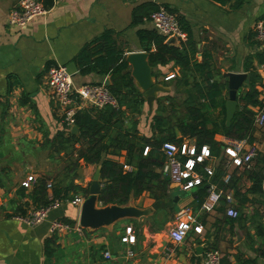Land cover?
<instances>
[{
  "label": "crops",
  "instance_id": "obj_1",
  "mask_svg": "<svg viewBox=\"0 0 264 264\" xmlns=\"http://www.w3.org/2000/svg\"><path fill=\"white\" fill-rule=\"evenodd\" d=\"M16 1L0 0V264H201L202 254L208 248L219 252L220 264H264V199L261 195L246 193L251 181L240 179L236 169L228 164L225 149L231 139L221 134L213 136L212 144L208 146L210 157L203 165L213 170L208 184L233 194V206L238 212L235 220L224 216L223 203L208 214L199 210L198 202L206 196L204 188L180 193L167 182L163 189L155 188L154 192H145L136 199L129 197L122 205L148 210L143 218L121 219L94 231L82 229L80 235L71 232L50 236L47 233V222L52 219L68 221L71 226L77 224L79 209L70 206L68 201L49 211L46 221L39 225L29 227L16 219L37 206L30 199L32 188L24 190L19 186L26 176H34L35 183L44 180L45 185L49 184L50 189L45 190L50 199L51 188L57 182L63 187L72 183L87 188L96 169L93 165L80 164L74 175L68 168L73 159L70 151H55L52 141L62 128L59 112L46 84L49 65L64 66L73 87L103 85L107 77L78 74L73 61L76 54L104 30L113 33L116 43L126 51L125 55L142 52L135 31L150 27L144 23L131 27L130 14L133 8L152 3L158 9L166 7L184 20L195 44V62H206L202 73L188 72L184 81L173 63L151 68L154 82L169 89L163 95L173 97L175 102L178 99L184 102L188 95L192 97V86H204L202 77L206 74L211 78L209 82L225 84V74H244L240 88L243 91L247 86L243 60L262 48L251 38V30L262 16L264 0H50L47 14L32 19L22 30L6 25L7 14ZM176 44L173 40L172 45ZM253 66L264 86V68L255 63ZM171 73L173 79L164 82L163 78ZM262 95L264 98V91ZM161 96L156 98L160 100V106L155 100L148 118L144 117L146 107L143 104L137 114L109 132L108 140L114 139L119 130L128 129L149 137L150 118L168 114V102L161 100ZM237 105L241 103L236 102ZM86 108L90 107L84 106ZM217 112L218 109L214 112L215 118H218ZM172 130L175 138L181 139L174 127ZM251 138L255 155H263L264 126L255 128ZM181 145L189 153L198 152V148L185 139ZM78 147L73 145L74 149ZM105 157L128 171L124 166L123 151L108 149ZM153 158L162 159L158 149L153 151ZM255 158L251 170H255ZM78 170H81L82 182L77 176ZM157 172L161 180H166L159 169ZM226 175L229 179L224 183ZM81 195L72 194L70 200ZM100 207L97 203L96 208ZM186 209L194 216L195 223L180 244L171 246L167 231ZM126 228H130L134 236V244L130 246L120 242ZM45 243L49 248L47 256ZM127 249L132 252V257L125 256ZM103 252L109 253V260L102 258Z\"/></svg>",
  "mask_w": 264,
  "mask_h": 264
},
{
  "label": "trees",
  "instance_id": "obj_2",
  "mask_svg": "<svg viewBox=\"0 0 264 264\" xmlns=\"http://www.w3.org/2000/svg\"><path fill=\"white\" fill-rule=\"evenodd\" d=\"M44 7H50V0H43ZM169 13L172 11L162 6ZM152 3H145L132 9L130 14V26L139 27L143 25V19L150 13L157 10ZM180 28L186 34L184 43L176 46L168 43V38L158 35L151 29L138 28L135 31L139 48L147 54V63L150 68L164 67L173 63L179 69L180 79L184 81L187 73H202L206 68L203 60L200 64L195 62V44L191 38L189 28L183 19L176 17ZM253 35L251 34V38ZM126 51L116 43L113 33L104 30L99 36L82 46L74 58L78 74L86 76L94 74L107 77V87L110 94L116 99L118 108L95 109L86 108L79 110L74 115L73 126L77 129V135L70 132H57L52 141L55 151L61 149L64 153L70 151L72 161H69V169L75 175V171L82 165H93L99 167V193L97 202L102 206L124 205L128 198L136 199L145 192L152 193L154 189H163L166 180H161L157 170L161 167L162 159L153 158V151H157L163 142H172L180 147L182 139L192 142L197 148L210 146L212 138L221 134L225 138L241 140L246 138L248 144L252 143L251 135L255 131L253 116L256 109L264 108L262 92L264 86L261 78L256 73V66L264 68V46L260 51L248 55L243 60V72L247 75L246 90H238L236 111L228 127L224 126V104L226 101V84L217 83L206 74L203 78L204 86H192L199 94L198 97L187 96L184 100L186 119L171 124L173 118V97L163 95L161 98L167 100V116L153 115L148 124L149 137L138 135L135 130H119L114 139L108 140L111 130L118 128L123 120L138 113L139 107L144 102L142 95L134 87L130 77V68L125 63ZM178 87V86H177ZM187 87V86H179ZM160 100H156L157 106ZM160 106V104H159ZM158 109V107H157ZM218 109V118L214 112ZM160 111V110H157ZM173 127L180 133L181 139H176L173 134ZM152 137L154 140H152ZM108 140V142H107ZM77 144V149L73 145ZM148 148L146 156H142L144 148ZM123 151L125 154L124 166L129 171H123V166L105 157L107 150ZM255 170L250 173L243 168H235V173L242 180H250L251 186L246 193L261 195L260 184L264 181V154L255 155ZM159 157V155H158ZM156 182V186L151 183ZM204 184L199 188L203 187ZM232 188V187H231ZM22 189V188H21ZM70 193V194H69ZM87 194V188H80L69 183L65 187L58 182L55 183L50 192V199L63 203L69 201L72 194ZM236 195V194H235ZM30 199L38 206H46L49 199L45 190V181L37 180L31 189ZM202 201H199L200 205ZM69 225L72 223L61 220ZM49 242V240L47 241ZM45 243V256L48 255Z\"/></svg>",
  "mask_w": 264,
  "mask_h": 264
},
{
  "label": "built area",
  "instance_id": "obj_3",
  "mask_svg": "<svg viewBox=\"0 0 264 264\" xmlns=\"http://www.w3.org/2000/svg\"><path fill=\"white\" fill-rule=\"evenodd\" d=\"M48 8L44 7L41 0H17L15 5L9 10L6 18V25L9 28L22 30L25 26L36 17H43L47 14ZM143 23L148 25L151 30L158 35L174 40L177 44L184 43L186 40L185 32L180 28L176 16L163 9H157L144 18ZM252 35L254 41L259 47L264 46V2L262 5V16L258 18L252 26ZM46 84L52 94L55 106L59 112L61 128L69 132L73 127L74 115L77 111L85 107L94 109L111 108L117 109L116 99L110 94L107 87L102 84H84L79 87H73L70 74L62 65L52 64L46 70ZM171 73L163 78L164 82L173 79ZM253 126L256 129L264 126V109H256L253 116ZM230 140V139H229ZM148 148H144L142 156L146 154ZM162 157V165L159 168L160 173L167 180L170 187L175 188L180 193H188L201 187L204 184L206 196L199 205L202 213L208 214L213 212L219 203L224 204V216L228 219L235 220L238 212L233 206V194L230 191H223L208 184V179L213 176V170L203 165L204 160L209 159L208 146H200L198 152L189 153L184 145L180 147L172 142H163L158 148ZM225 154L228 164L233 168H243L245 171L251 170L252 159L255 156V147L248 144L247 139H231ZM129 171V168L127 169ZM229 176L223 177L224 183H227ZM35 185V178L32 175L20 182V188L30 190ZM50 189V185H45ZM261 196L264 199V181L260 184ZM83 201L82 196H74L68 201L70 206L79 209ZM61 202L49 199L46 206H38L28 212L21 218H16L26 226L32 227L46 221L47 214L51 210L57 209ZM195 218L191 212L186 209L180 213L174 225L167 231V237L171 246L180 244L190 233ZM81 228L78 224L71 226L58 219H52L47 222V233L50 236H60L74 232L81 234ZM122 244L127 246L134 244V236L130 228L124 230V236L120 239ZM125 256L132 257V252L127 249ZM104 260H109L108 252L102 253ZM220 254L215 249H206L201 258V264H220Z\"/></svg>",
  "mask_w": 264,
  "mask_h": 264
},
{
  "label": "water",
  "instance_id": "obj_4",
  "mask_svg": "<svg viewBox=\"0 0 264 264\" xmlns=\"http://www.w3.org/2000/svg\"><path fill=\"white\" fill-rule=\"evenodd\" d=\"M172 41V39H169L168 43L172 44ZM125 63L130 68V77L134 87L142 94L146 107V118H148L153 110L152 105L157 96L167 94L169 89L154 82L151 76V68L147 63L146 53L135 52L127 54L125 56ZM224 77L226 78L227 95L224 104V126L228 127L236 111V93L242 85L245 75L229 73L225 74ZM108 85L109 82L106 79L103 86L108 87ZM69 132L71 135L76 136V127H71ZM99 175V167H96L87 186V194L83 197V201L79 207L77 224L81 229L94 231L98 228L108 227L113 222L121 219H138L148 214V210H138L130 205H107L96 208L99 193ZM77 176L79 177V181L82 182L81 170L77 171ZM197 250L196 248L195 251L197 252Z\"/></svg>",
  "mask_w": 264,
  "mask_h": 264
},
{
  "label": "rangeland",
  "instance_id": "obj_5",
  "mask_svg": "<svg viewBox=\"0 0 264 264\" xmlns=\"http://www.w3.org/2000/svg\"><path fill=\"white\" fill-rule=\"evenodd\" d=\"M241 87L242 86H240V88ZM240 88H239V90H240ZM190 92H191V94H192L193 97H198V95H199L197 93V91L195 92V89L193 90L192 88H190ZM236 96H237V93H236ZM160 99L161 100H164L163 98H160ZM226 99H227V97H226ZM172 106L174 108V113L172 114L173 115V118L169 122L171 124H175L176 123V120L177 121L185 120L186 119L185 104L183 102H181L180 99H178V102L173 101V105ZM143 114H144V117H145V115H146V109L145 108H144V113ZM161 116L162 117L167 116L166 112L165 113H161Z\"/></svg>",
  "mask_w": 264,
  "mask_h": 264
}]
</instances>
